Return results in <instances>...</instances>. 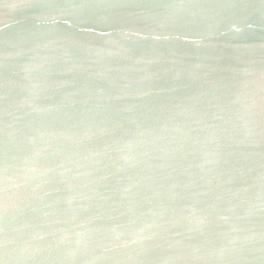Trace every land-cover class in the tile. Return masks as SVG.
I'll return each instance as SVG.
<instances>
[{"label":"water","instance_id":"95a60500","mask_svg":"<svg viewBox=\"0 0 264 264\" xmlns=\"http://www.w3.org/2000/svg\"><path fill=\"white\" fill-rule=\"evenodd\" d=\"M0 264H264V0H0Z\"/></svg>","mask_w":264,"mask_h":264}]
</instances>
